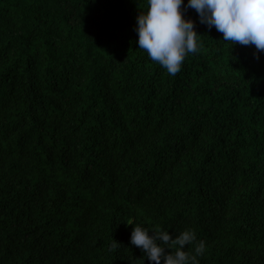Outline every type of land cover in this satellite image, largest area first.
<instances>
[{"label": "trees", "instance_id": "16d2710c", "mask_svg": "<svg viewBox=\"0 0 264 264\" xmlns=\"http://www.w3.org/2000/svg\"><path fill=\"white\" fill-rule=\"evenodd\" d=\"M146 10L0 0V264H143L128 222L264 264V51L188 8L202 47L170 75L139 49Z\"/></svg>", "mask_w": 264, "mask_h": 264}, {"label": "clouds", "instance_id": "9594fccd", "mask_svg": "<svg viewBox=\"0 0 264 264\" xmlns=\"http://www.w3.org/2000/svg\"><path fill=\"white\" fill-rule=\"evenodd\" d=\"M188 8L195 9L201 24L221 32L227 43L254 45L258 52L264 51V0H187L186 4L184 0H147V10L136 17L137 43L170 75L180 72L187 55L202 47L195 22L185 18ZM128 224H134L130 243L141 249L143 264L144 258L149 264L162 260L163 264H199L198 258L205 252V241L198 240L191 228L173 238L162 226ZM119 245L113 240L112 249Z\"/></svg>", "mask_w": 264, "mask_h": 264}]
</instances>
